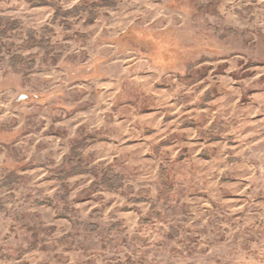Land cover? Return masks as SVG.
<instances>
[{"label": "rangeland", "instance_id": "rangeland-1", "mask_svg": "<svg viewBox=\"0 0 264 264\" xmlns=\"http://www.w3.org/2000/svg\"><path fill=\"white\" fill-rule=\"evenodd\" d=\"M0 264H264V0H0Z\"/></svg>", "mask_w": 264, "mask_h": 264}, {"label": "trees", "instance_id": "trees-1", "mask_svg": "<svg viewBox=\"0 0 264 264\" xmlns=\"http://www.w3.org/2000/svg\"><path fill=\"white\" fill-rule=\"evenodd\" d=\"M35 5H42L43 3H46V0H33Z\"/></svg>", "mask_w": 264, "mask_h": 264}]
</instances>
